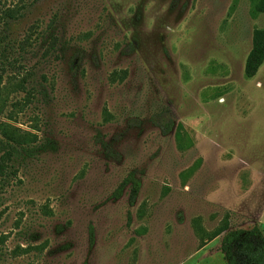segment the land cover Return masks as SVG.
I'll return each instance as SVG.
<instances>
[{
	"label": "rangeland",
	"instance_id": "obj_1",
	"mask_svg": "<svg viewBox=\"0 0 264 264\" xmlns=\"http://www.w3.org/2000/svg\"><path fill=\"white\" fill-rule=\"evenodd\" d=\"M249 10L0 0V123L33 147L5 165L0 134V264H225L226 233L264 238V62L243 75L264 14ZM130 174L131 208L115 194Z\"/></svg>",
	"mask_w": 264,
	"mask_h": 264
},
{
	"label": "trees",
	"instance_id": "obj_2",
	"mask_svg": "<svg viewBox=\"0 0 264 264\" xmlns=\"http://www.w3.org/2000/svg\"><path fill=\"white\" fill-rule=\"evenodd\" d=\"M12 14L16 13L11 11ZM6 16H5V15ZM264 14V0H250L249 15L252 19H256L259 15ZM4 16L6 19H11V14L7 12H0V17ZM264 62V29H254L251 38V49L245 59L243 75L246 79L254 77ZM4 70L0 69V91L2 85ZM1 97V93H0ZM165 113L159 115V122H162V133L168 134L172 129V121L170 118H165ZM0 134L6 139L4 146V160L6 163H20L25 154H30L33 151L32 146H26L25 143L16 139L11 131L9 125L0 123ZM102 143V141H100ZM104 148L108 146L102 143ZM12 167V166H11ZM126 187H128V207L135 205L137 196L139 194L140 183L133 176L128 175L120 183L116 189L115 194L119 195ZM129 218V213H128ZM228 224L224 222L214 233L203 239L204 242L212 241L221 233L227 231ZM236 248V250H234ZM220 252L223 255L225 264H264V238L257 227L251 230H235L225 234L221 241Z\"/></svg>",
	"mask_w": 264,
	"mask_h": 264
},
{
	"label": "crops",
	"instance_id": "obj_3",
	"mask_svg": "<svg viewBox=\"0 0 264 264\" xmlns=\"http://www.w3.org/2000/svg\"><path fill=\"white\" fill-rule=\"evenodd\" d=\"M261 216H262V215L260 214L258 220L255 222V223H257L258 226H259L260 223H261V220H260V219H261Z\"/></svg>",
	"mask_w": 264,
	"mask_h": 264
}]
</instances>
